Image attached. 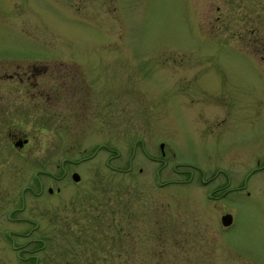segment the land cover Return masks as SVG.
<instances>
[{"label":"rangeland","instance_id":"374dc122","mask_svg":"<svg viewBox=\"0 0 264 264\" xmlns=\"http://www.w3.org/2000/svg\"><path fill=\"white\" fill-rule=\"evenodd\" d=\"M257 43L264 0H0V264H264Z\"/></svg>","mask_w":264,"mask_h":264},{"label":"flooded vegetation","instance_id":"af4514ba","mask_svg":"<svg viewBox=\"0 0 264 264\" xmlns=\"http://www.w3.org/2000/svg\"><path fill=\"white\" fill-rule=\"evenodd\" d=\"M257 46H256V48L257 49H259V51H260V53H264V48H262L258 43L256 44ZM28 74L29 73H27V75H26V77H24V76H19V77H17V76H13V77H17L18 79L20 78L21 80H24V78H26V79H29V78H31L30 76H28ZM14 75V74H13ZM65 89V88H64ZM26 143H24L23 144V146L25 145ZM22 146V147H23ZM163 148V147H162ZM162 154H163V151H162ZM256 173H262L263 174V177H264V157H261V156H259V157H257L256 159H255V163H254V165L250 168V170L247 172V174H246V177H247V179L248 178H250L251 176H253L254 174H256ZM224 186H226V182L225 183H223V185H221L220 186V188H224ZM246 186L243 184H241L240 186H239V188H245ZM225 214H230L231 216H232V222H231V224L233 223V215L229 212V211H226V212H224L222 215H221V218H222V216L223 215H225ZM220 222H221V225H222V220H220ZM230 224V225H231ZM230 225H228V226H230ZM228 226H224V225H222V227L225 229V228H227Z\"/></svg>","mask_w":264,"mask_h":264},{"label":"water","instance_id":"95a60500","mask_svg":"<svg viewBox=\"0 0 264 264\" xmlns=\"http://www.w3.org/2000/svg\"><path fill=\"white\" fill-rule=\"evenodd\" d=\"M27 141H28V139L18 140V141H16L14 143V146H16V147H22L23 144L26 143ZM161 147H163V145H161ZM71 177L76 182H78L79 179H80V175L77 172H73L72 175H71ZM52 191H53L52 188L49 187L48 188V192L51 193ZM57 191H58V189H57ZM221 220H222V224L224 226H228L232 222V216L230 214H225V215L222 216Z\"/></svg>","mask_w":264,"mask_h":264},{"label":"trees","instance_id":"16d2710c","mask_svg":"<svg viewBox=\"0 0 264 264\" xmlns=\"http://www.w3.org/2000/svg\"><path fill=\"white\" fill-rule=\"evenodd\" d=\"M116 228V227H115ZM119 229V228H118Z\"/></svg>","mask_w":264,"mask_h":264}]
</instances>
